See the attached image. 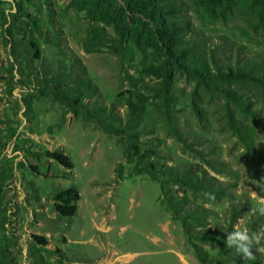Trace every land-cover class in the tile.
<instances>
[{
    "label": "rangeland",
    "instance_id": "374dc122",
    "mask_svg": "<svg viewBox=\"0 0 264 264\" xmlns=\"http://www.w3.org/2000/svg\"><path fill=\"white\" fill-rule=\"evenodd\" d=\"M175 3L180 18L192 27L198 53L210 64L214 51L222 69L252 61L264 71V33L254 32L240 15L226 23H202L191 0ZM29 16L36 18L38 29ZM92 26L87 12L72 7L71 0H0V264H201L181 222L172 219L162 202L160 184L147 174H130L132 165L123 157L119 137L85 114L69 111L53 95L54 86L46 85L50 78L71 86L88 77L95 87L90 95L83 89L89 95L84 104L113 108L124 119L134 89L153 94L157 80L144 73L133 41L124 43L122 55L110 50L111 27L107 45L85 51ZM32 42L41 46L42 58H33ZM239 89L264 114V90L253 85ZM194 91L195 81L177 72L169 116L149 101L141 121V147L154 145L162 162L191 164L228 185L227 195L218 201L175 190L205 203L213 224H223L234 206L247 204L250 209L235 224L246 228L252 212L264 207L254 176L256 171L264 174V127L245 121L256 130L257 159L252 163L245 144L228 127L223 96ZM177 132L190 145L178 140ZM57 151L70 157L72 170L47 154ZM70 187H76L80 200L77 215L66 218L56 212L53 199ZM35 236L48 243L40 244ZM206 248L213 255L225 249ZM258 249L264 254V246Z\"/></svg>",
    "mask_w": 264,
    "mask_h": 264
},
{
    "label": "trees",
    "instance_id": "16d2710c",
    "mask_svg": "<svg viewBox=\"0 0 264 264\" xmlns=\"http://www.w3.org/2000/svg\"><path fill=\"white\" fill-rule=\"evenodd\" d=\"M191 1L192 9L202 23L218 21L226 23L240 15L254 32L264 33V0ZM71 6L86 11L93 23L92 37L84 44L86 52L100 51L102 46L107 45L104 42L108 34L107 27H111L115 37L112 38V44H109L110 50L122 55L126 50L124 43L127 40L133 41L142 55L144 73L154 77L157 82L152 87L151 96L137 89L131 92L127 101L128 113L125 119L116 115L113 108L95 104L89 108V105L84 104L95 87L88 77L78 79L71 86L58 78L45 80L46 85L54 86L53 95L61 104L68 106L69 111L85 114L94 119V122L106 133L119 137L123 157L132 165L130 174H147L160 184L162 202L168 204L172 219L181 222L184 234L194 247L201 264H264V254L256 252L258 248L264 246V239L253 248L254 258L250 261L242 260L234 247L228 248L224 243L225 233L232 231L241 215L250 209L247 204L234 206L223 224H213L210 221L212 211L204 205L205 203L192 200L188 195H180L177 192L189 191L194 198L218 201L227 195L228 185H224L207 170L196 168L191 164L172 166L162 162L158 147L151 145L142 148L139 140L141 121L149 101L158 107L159 113L168 117L171 82L177 72L187 73L195 81V95L199 90H205L223 96L228 127L245 144L252 163H255L256 130L248 124L245 125V121L250 120L264 127V114L254 108L252 101L239 88L253 85L264 90L263 67L249 61L243 65H227L222 69L214 51L210 55V64L206 57L198 53L197 44L191 37L192 27L189 21L180 18L175 0H71ZM51 22L53 26L56 25L54 16ZM30 25L33 29L39 27L36 18H32ZM32 46L33 58H42L41 46L37 42H32ZM86 88L89 95L83 90ZM84 108L85 112H83ZM194 108L197 115L201 116L202 113L196 104ZM260 111L264 112V106ZM177 137L184 145H190L183 140L179 132ZM47 154L65 168L69 170L74 168L70 157L63 152H47ZM254 176L261 184L256 185L255 190L264 197V174L256 171ZM205 191L213 192L215 199L205 198L203 196ZM53 200L55 210L61 216L73 218L77 215L80 195L76 187L61 191ZM246 228L253 232L264 233V215H261L258 209L252 212ZM35 239L42 245L48 243L43 236H35ZM206 245L210 249L216 246H223L225 249L213 255Z\"/></svg>",
    "mask_w": 264,
    "mask_h": 264
},
{
    "label": "clouds",
    "instance_id": "9594fccd",
    "mask_svg": "<svg viewBox=\"0 0 264 264\" xmlns=\"http://www.w3.org/2000/svg\"><path fill=\"white\" fill-rule=\"evenodd\" d=\"M203 196L207 199L214 200L215 194L205 191ZM261 215H264V207L258 209ZM264 239V233L250 231L248 228H241L238 225L233 226L232 231L225 233L224 243L228 248H235L244 261H250L254 258L253 248L261 243ZM262 249H257L260 251Z\"/></svg>",
    "mask_w": 264,
    "mask_h": 264
}]
</instances>
